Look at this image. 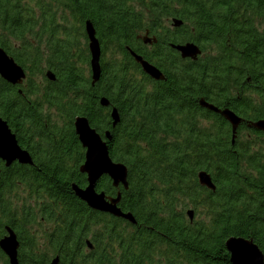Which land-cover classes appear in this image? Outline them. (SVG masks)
I'll list each match as a JSON object with an SVG mask.
<instances>
[{
  "label": "trees",
  "instance_id": "1",
  "mask_svg": "<svg viewBox=\"0 0 264 264\" xmlns=\"http://www.w3.org/2000/svg\"><path fill=\"white\" fill-rule=\"evenodd\" d=\"M146 3L151 4L153 21L147 25L149 36L158 38L152 45L137 40L144 16L129 7ZM38 4L42 14L36 17L29 0H0L4 47L10 38L47 43L45 48L31 45L17 57L27 71L33 102L8 94L9 86L0 89L1 116L10 122H21L15 115L28 116L22 122L34 132L30 151L35 156L33 167L14 171L0 187L12 189L25 177L60 203L58 220L64 229L52 249L62 251L61 264H89L85 246L92 237L96 253L89 257L90 264H232L226 247L232 237L253 240L264 254V155L252 154L253 146L239 137L240 128L234 133L228 120L212 115L200 103L229 107L245 123L264 117V37L245 21L248 16H240L242 9L253 5L260 15L264 0H39ZM167 16L185 24L160 34V21ZM88 22L95 27L102 50L101 75L95 84L85 33ZM79 40L85 41V49ZM187 42L198 45L205 56L182 59L171 48ZM215 45L220 56L209 58L206 53L215 51ZM129 48L165 79H151ZM83 64L88 78L79 68ZM48 70L55 81L46 78ZM37 78L48 85L41 86ZM256 97L262 98V105ZM102 98L109 101L108 107L101 105ZM49 108L60 113V121L49 117ZM113 108L120 118L116 126ZM76 117H86L102 136L111 132L110 156L129 168V187L120 189L119 207L132 213L136 224L93 212L75 195L74 185L87 184V175L81 173L85 149L75 131ZM201 172L210 175L214 191L200 185ZM96 188L117 196L108 176ZM40 209L46 213L47 206ZM19 210L0 192V239L7 228L13 229L21 243L20 264H50V258L36 253L35 242L40 239L30 228L36 207ZM189 211L194 212L192 222ZM0 264H10L1 250Z\"/></svg>",
  "mask_w": 264,
  "mask_h": 264
},
{
  "label": "water",
  "instance_id": "2",
  "mask_svg": "<svg viewBox=\"0 0 264 264\" xmlns=\"http://www.w3.org/2000/svg\"><path fill=\"white\" fill-rule=\"evenodd\" d=\"M177 21V20H175ZM87 34L90 41V53H91V69L93 84L99 81L101 75V49L100 42L96 38V32L91 22L87 23ZM179 47V48H178ZM184 58L193 57L201 54L200 49L194 44H188L187 46H178ZM138 63H140L145 73L150 74L156 80L163 78L162 73L153 65L145 61L143 58L133 54ZM0 76L7 79L8 82L18 83L26 77L24 70L19 67L13 59H11L7 53L0 48ZM47 78L50 81H55V76L52 72L47 73ZM204 107H209L214 111H218L217 108L208 105L203 100L200 102ZM103 107L109 106V101L105 98L101 100ZM228 120L233 125V132L235 133L241 123V119L234 113L226 110L224 112ZM112 119L113 125L116 126L119 123V115L117 110H113ZM255 126L258 129L264 130V122L256 123ZM76 134L84 149H86V159L84 165L81 167V171L88 176V187L85 189L79 188L77 185L73 186L75 195L86 203L91 209L112 214L115 217L122 218L129 221L131 224H136V219L130 213L123 212L119 207L120 195L107 201L105 194H99L96 192V185L98 180L107 175L113 181L114 186L123 184L128 189V169L126 165L121 163H115L110 157L107 140L101 137V135L91 127L86 117H78L75 122ZM3 132V133H2ZM106 138L111 139V132H106ZM0 156L5 159L7 165L19 159L23 163H31L30 157L22 152L17 145L15 137L12 135L5 121L0 119ZM200 185L208 188L211 191L216 189L210 175L202 172L198 175ZM188 216L193 220L194 212L189 211ZM8 235L0 241L1 250L9 257L10 264H19L18 250L19 241L17 235L13 230H7ZM226 247L231 254L232 264H264V254L260 248L251 239L242 237H232L226 242ZM57 262L55 261V264Z\"/></svg>",
  "mask_w": 264,
  "mask_h": 264
},
{
  "label": "flooded vegetation",
  "instance_id": "3",
  "mask_svg": "<svg viewBox=\"0 0 264 264\" xmlns=\"http://www.w3.org/2000/svg\"><path fill=\"white\" fill-rule=\"evenodd\" d=\"M257 11H258V8L253 5L251 8L242 9L240 11V16H241V19L244 18L245 16H248V19L245 21L250 23V25L252 26V30L256 31L261 37H264V4H262V6H261L260 15L257 14ZM257 16H259V17H257ZM174 20H178V19H173V21ZM172 26H173V22H172ZM173 28H175V27H173ZM179 28H176V29H179ZM94 29H95V27H94ZM95 32H96V29H95ZM193 32H194V29H193ZM85 33H86V35H88L87 29H86ZM96 35H97V32H96ZM231 39H232V37L229 35L228 36V42H230ZM187 44H194L195 46H197L200 49V47L198 45H196L195 43H192V42H189V43L187 42V43H184L181 45H177L176 47L185 46ZM0 48H2L7 53V55L11 59L14 60V62L16 64L20 65V67L24 71H26V69H24V67H22L21 64L17 61L18 55L22 54V52L24 50H26V51L28 50L26 45H22L20 41L10 38L9 46L4 47L0 43ZM200 51H201V54L197 55L195 58L189 57V58H183V59H190L191 61H197L202 56H205L201 49H200ZM215 51L207 52L206 56H208V54H211L214 56L216 54ZM28 78H29L28 75H26V77L23 80H21V82L19 84H10V83L4 81L3 78L0 76V89L3 88V86L4 87L9 86L8 94L15 95L16 99H17L16 96L19 94L24 99L25 103L33 102L28 96V95H30V92L28 91V86L31 84L30 82H28ZM164 79H165V77H163L161 80H164ZM40 85L41 86H47L48 83L40 82ZM238 99L242 100V101L245 100L242 98H238ZM255 101H257V103L260 102L259 105H262V101H263L262 98L260 99L259 97H256ZM21 104H23V106H26V104H24V103H21ZM23 109H24V107H23ZM205 109L210 111L212 113V115L215 114L216 116H220L222 118H225L226 120H228V118L224 114V112L226 110L234 113L236 116H238L241 119V123H240L238 129L242 128L243 126H246V128L249 132V136L250 137L255 136L258 139V143L261 144L260 148L264 149V130L257 129L255 126L256 123L264 122V117H257L254 120H248L247 123H245L246 119L242 118L233 109H231L229 107H224L223 109L217 108L218 111H214L213 109H211L209 107H205ZM48 111L50 112L49 113L50 118L54 117L56 120L60 121V118H61L60 113H56L55 110H52L50 108L48 109ZM15 117L18 118L21 122H19V121L10 122L9 119L0 115V118H2V120L5 121L6 124L8 125V128L11 131V133L15 135L17 145L19 146L21 151L25 152L30 157V159L32 161H34L35 156L30 151L33 147V145H32L33 138H32V136H30V132H32L33 135H34V132L31 131L28 122H24V123L22 122V120L28 116L27 115H15ZM43 117H44V115H42V118ZM229 123L231 124L230 121H229ZM232 128H233V125H232ZM101 137L104 138V135L103 136L101 135ZM35 139L38 142V139L37 138H35ZM260 139H262V142L259 141ZM85 159H86V155H85ZM32 164H33V162H32ZM28 166H29L28 163H23L19 159L14 160L10 164V166H8L7 162L5 160L0 159V183L3 182V180L5 178L7 179L10 176V174L13 173L14 171L18 172L19 169H21V168L28 169ZM25 181L26 182H24L21 178L20 180H18L16 182V185H24L25 183H31L30 180L29 181L25 180ZM87 186H88V184H86L85 187H83V189L86 188ZM23 191H24V194H22V195L18 194L16 192L13 193V197L17 201H19L16 205H18V206L21 205L20 208H22L25 205L27 207H30V208L36 207V212H35L34 217H33V222H32V225L30 226V228L32 229V233L35 234L40 239V241L35 242V247L37 248L36 253L39 256H47L48 258H50L51 259L50 264H53V262L55 263V261L57 262L56 264H61L62 251L60 250V251L55 252V248L52 249V247L55 245V242L53 240L59 238L60 233L62 232V231H60V229H64L63 224L60 222V220H58V217L61 216L59 214L60 203H58V201H57L56 203H58V204H55L52 201V199L49 198V196H47L46 194H44L45 198L41 201H39L38 199L33 200V194L29 190H25V188H23ZM44 205L47 206L46 213L42 212V210L40 209V208L44 207ZM100 213H102V212H100ZM103 214H105V213H103ZM11 230H13V229H11ZM6 232H7V230H6ZM14 233L16 234L15 231H14ZM7 235H8V233L5 234V236H7ZM17 238H18V235H17ZM106 238H107V236H106ZM90 239L93 241V237ZM18 241H19V238H18ZM19 245H20L19 246V249H20V247H21L20 242H19ZM85 247H86L85 248V255H86L85 260H86V262L89 260L88 262L90 264V262L93 260H92V258H89V257H92L95 255L96 247H95V244L93 242L92 243L86 242ZM18 256H20L19 250H18Z\"/></svg>",
  "mask_w": 264,
  "mask_h": 264
},
{
  "label": "rangeland",
  "instance_id": "4",
  "mask_svg": "<svg viewBox=\"0 0 264 264\" xmlns=\"http://www.w3.org/2000/svg\"><path fill=\"white\" fill-rule=\"evenodd\" d=\"M26 1L27 0H24V2L26 3ZM29 1H31V5H29V7L33 10V13L35 14V16L36 17H39V16H41V14H42V11H41V6L38 4V2H39V0H29ZM51 4H53L52 2H51ZM150 6H151V4L150 3H146L145 4V6L143 7V6H141V5H139L138 7H131V6H129L131 9H133V11L136 13V14H140V16H144V18H143V21H144V24H143V27L141 28V29H139V32H138V38H137V40L140 42V43H144L145 45H152V44H156L157 43V41H158V38H156L155 37V35H153V36H149V27L147 26L148 24H152V19H150L151 18V13L149 12V8H150ZM176 10V9H175ZM177 10H179V9H177ZM53 13H54V9H53ZM150 13V14H149ZM174 19V18H173ZM173 19H172V16H167V17H164L160 22L162 23V26H163V30H161L159 33L161 34L162 32H164V29H170V30H174V29H176V28H179V27H182L184 24H185V22H184V20L183 19H180V18H177L178 20L177 21H173ZM41 20V22H43L44 20H45V18H43V19H40ZM56 20H58V19H56ZM172 22H173V26H172ZM188 25H189V29L190 28H192V24H190L189 22H188ZM173 27H175V28H173ZM95 30V29H94ZM74 37V36H73ZM43 40H45V37L43 36ZM54 41V40H53ZM80 41V40H79ZM21 42V44L22 45H27V47L31 50V45H33V46H35L36 48H40V44L42 45V47L43 48H45V47H47V43L45 42V41H43V42H40V44L37 42V41H34L33 39H27V40H23V41H20ZM62 42H65V41H63L62 40ZM81 42V48L82 49H85V41H83V40H81L80 41ZM138 42V45L137 46H141L140 45V43ZM37 45H38V47H37ZM188 45V44H187ZM187 45H185V46H187ZM184 46V47H185ZM228 46V45H227ZM171 48L172 49H174V50H177V53H178V55L183 59L184 58V56H183V54H182V52L180 51V50H178L177 49V47H172L171 46ZM179 48V47H178ZM100 49H101V44H100ZM215 52H216V54L213 56V55H211L210 54V57L209 58H215V57H217L216 55L218 54L219 56H220V54L218 53V52H220V49H219V47H217L216 45H215ZM41 51V50H40ZM32 52V51H31ZM129 52H130V54L133 56V58H135V56L133 55V54H136L137 56H139V57H141V58H143L142 56H140V55H138L137 53H135V51H133L132 49H130L129 48ZM101 53H102V50H101ZM44 55H45V53H44ZM91 58H92V56H91ZM107 58V57H106ZM144 59V58H143ZM100 60H101V57H100ZM136 60V59H135ZM137 61V60H136ZM79 64H81V63H79ZM18 65V64H17ZM84 65V64H83ZM81 66V67H79V68H81L82 70V73L84 74H86V66L84 65V66ZM101 65V64H100ZM19 67H20V65H18ZM159 70V69H158ZM160 71V70H159ZM27 71H24V73H25V75H27V73H26ZM50 71H48L47 73H49ZM161 72V71H160ZM162 73V72H161ZM85 74H84V76H85ZM147 74V73H146ZM151 79H153V80H155V81H161V80H156V79H154L153 77H151V75L150 74H147ZM162 75H163V73H162ZM86 76H87V74H86ZM89 76H87V78H88ZM164 77V76H163ZM48 79V78H47ZM3 80L4 81H6V82H8L7 81V79H5V78H3ZM23 80V79H22ZM49 80V79H48ZM36 81L38 82V83H40V80L37 78L36 79ZM8 83H10V84H19L20 82H18V83H11V82H8ZM252 94H246V98H249L250 96H251ZM103 99V98H102ZM110 104V103H109ZM108 107V106H107ZM113 110H114V108L112 109V111H111V115L113 114ZM116 110V109H115ZM118 115H119V113H118ZM76 119H77V117H76ZM76 119H75V122H76ZM75 122H74V126H75ZM114 123V122H113ZM208 125V124H207ZM114 126V125H113ZM92 127V126H91ZM93 128V127H92ZM257 128V127H256ZM94 129V128H93ZM252 129V128H251ZM258 129V128H257ZM96 130V129H95ZM238 130V129H237ZM240 130H242L241 131V133H240V135H239V137H241V140L244 142V143H248V144H250L251 146H253V148H252V150H251V153L253 154V153H255V155H257L258 153H260V155H264V149H262V148H260V146H261V144L260 143H258V139L255 137V136H253V137H250L249 136V132H248V130L246 129V128H244V127H242V128H240ZM97 131V130H96ZM98 132V131H97ZM106 132H108V131H106ZM105 132V133H106ZM111 137H112V134H111ZM104 140H107V141H109L107 138H106V136H104ZM106 141V142H107ZM260 142H262V139H260L259 140ZM86 150V149H85ZM87 151V150H86ZM86 151H85V153H86ZM86 155V154H85ZM111 157V156H110ZM113 160V159H112ZM85 163V162H84ZM116 163V162H115ZM122 164V163H121ZM84 165V164H83ZM82 165V166H83ZM124 165V164H123ZM127 167V166H126ZM127 169H128V177H129V168L127 167ZM81 173H82V171H81ZM202 173V172H201ZM206 173V172H205ZM207 174V173H206ZM87 175V174H86ZM208 175V174H207ZM104 176H107V175H103L102 177H104ZM101 177V178H102ZM109 177V176H108ZM128 177H127V180H128V185H129V179H128ZM101 178L98 180V182L101 180ZM110 178V177H109ZM97 182V183H98ZM111 183H112V186L118 191L117 192V196H111V195H109V194H107V193H105V192H98V190H97V188H96V192L97 193H99V194H105V198H106V200L107 201H110L111 199H115V198H117L119 195H120V200H121V191H120V189H125V190H127L125 187H124V185L123 184H120L119 186H114V183H113V181L111 180ZM87 184H88V176H87ZM89 185V184H88ZM97 186V185H96ZM88 187V186H87ZM86 187V188H87ZM80 188V187H79ZM83 189V188H82ZM85 189V188H84ZM119 204H120V201H119V203H118V207H119ZM120 208V207H119ZM121 209V208H120ZM122 210V209H121ZM93 211H95V212H99V211H96V210H93ZM124 212V211H123ZM104 213V212H103ZM130 213V212H129ZM105 214H109V213H105ZM130 214H132V213H130ZM109 215H111V216H113L112 214H109ZM133 215V214H132ZM114 218H117V219H120V220H122V221H127V220H124V219H122V218H118V217H115V216H113ZM190 218V217H189ZM194 218H195V216H193V220H194ZM190 220H191V218H190ZM193 220H191V222L193 221ZM127 222H129V221H127ZM130 223V222H129ZM122 226H124L123 224L121 225V227ZM89 261V260H88ZM88 261H87V263H88Z\"/></svg>",
  "mask_w": 264,
  "mask_h": 264
},
{
  "label": "bare ground",
  "instance_id": "5",
  "mask_svg": "<svg viewBox=\"0 0 264 264\" xmlns=\"http://www.w3.org/2000/svg\"><path fill=\"white\" fill-rule=\"evenodd\" d=\"M0 119H2V118H0ZM3 133V132H2ZM99 133V132H98ZM100 134V133H99ZM14 137H15V135L14 134H12ZM101 135V134H100ZM104 136H106V133L104 132V134H103ZM16 139V138H15ZM0 159L1 160H5L3 157H1L0 156ZM32 160H31V163H28V165L30 166V167H33L34 166V163L32 164ZM27 177H29V178H31V173H30V171L27 173ZM22 180L24 181V182H26L25 180H26V178L24 177V178H22ZM23 188H25V190H29L32 194H33V200H36V199H38L39 201H41V200H43L44 198H45V196L43 195V193H40V188L38 187V186H35V184H33V183H25L24 185H14V187L12 188V189H9V188H7V186H2V187H0V192L2 193V194H4L5 195V197H6V201H8L9 203H10V205L11 206H16V208H17V213H19V208L21 207V205L20 206H18V205H16L19 201H17L14 197H13V193H18V194H24V191H23ZM91 209V208H90ZM91 210H93V209H91ZM101 226H103L102 224H101ZM8 229H10V228H8ZM7 229V230H8ZM8 233V232H7ZM107 236V235H106ZM6 237V236H5ZM2 239H0V241H1ZM86 242H89V243H92V240L90 239V238H88L87 239V241ZM0 250H1V248H0ZM2 251V250H1ZM3 252V251H2ZM3 254L9 259V257L3 252ZM18 261H19V256H18ZM20 264V263H19ZM53 264H55L54 262H53Z\"/></svg>",
  "mask_w": 264,
  "mask_h": 264
}]
</instances>
